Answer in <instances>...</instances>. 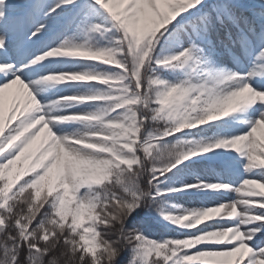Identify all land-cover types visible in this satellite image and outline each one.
<instances>
[{
    "label": "snow or ice",
    "instance_id": "obj_1",
    "mask_svg": "<svg viewBox=\"0 0 264 264\" xmlns=\"http://www.w3.org/2000/svg\"><path fill=\"white\" fill-rule=\"evenodd\" d=\"M0 264H264V0H0Z\"/></svg>",
    "mask_w": 264,
    "mask_h": 264
}]
</instances>
